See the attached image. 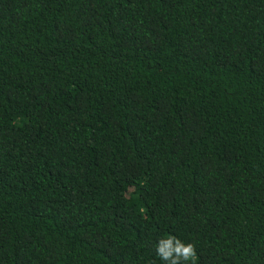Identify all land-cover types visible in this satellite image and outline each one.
I'll list each match as a JSON object with an SVG mask.
<instances>
[{
	"label": "trees",
	"instance_id": "trees-1",
	"mask_svg": "<svg viewBox=\"0 0 264 264\" xmlns=\"http://www.w3.org/2000/svg\"><path fill=\"white\" fill-rule=\"evenodd\" d=\"M170 237L264 264V0H0V264Z\"/></svg>",
	"mask_w": 264,
	"mask_h": 264
},
{
	"label": "clouds",
	"instance_id": "clouds-1",
	"mask_svg": "<svg viewBox=\"0 0 264 264\" xmlns=\"http://www.w3.org/2000/svg\"><path fill=\"white\" fill-rule=\"evenodd\" d=\"M157 253L168 264H195L197 258L195 246L191 243L185 244L176 237L161 240Z\"/></svg>",
	"mask_w": 264,
	"mask_h": 264
}]
</instances>
